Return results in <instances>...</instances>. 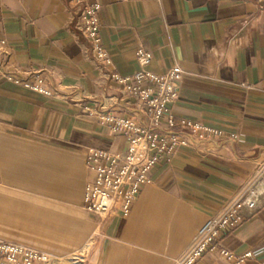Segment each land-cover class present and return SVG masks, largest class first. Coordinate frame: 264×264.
<instances>
[{"label": "crops", "instance_id": "obj_1", "mask_svg": "<svg viewBox=\"0 0 264 264\" xmlns=\"http://www.w3.org/2000/svg\"><path fill=\"white\" fill-rule=\"evenodd\" d=\"M100 21L110 65L93 57L71 0H0L7 69L57 89L50 97L0 78V240L63 259L99 234L95 264H175L264 162V5L104 0ZM140 48L152 71L185 72L176 120L212 132L198 130L206 142L158 164L128 215L104 217L86 207L98 175L88 151L125 154L130 140L90 112L139 116L112 75L138 73ZM172 133L192 134L180 124ZM220 244L264 264V204ZM196 264L237 263L208 251Z\"/></svg>", "mask_w": 264, "mask_h": 264}, {"label": "built area", "instance_id": "obj_2", "mask_svg": "<svg viewBox=\"0 0 264 264\" xmlns=\"http://www.w3.org/2000/svg\"><path fill=\"white\" fill-rule=\"evenodd\" d=\"M76 14V26L90 41L93 57L103 65L111 59L103 48L100 14L104 0H71ZM264 5V0H257ZM5 41L0 40V78L45 96H56L57 89L38 74L17 75L6 67ZM140 70L133 76L113 74L115 80L132 100L138 117H123L103 111L98 115L114 134H125L130 140L125 154H114L104 149H90L88 158L95 165L97 179L90 182L86 192V207L107 217L112 213L128 215L142 188L151 182L152 170L173 154L179 147H197L206 138L196 136L200 129L212 130L189 121H177L171 106L178 99L185 72L174 66L164 73L150 69L152 53L140 48L137 52ZM91 111V109H90ZM192 134L179 136L172 133L178 125ZM165 126V127H164ZM264 204V162L246 182L240 193L219 210L201 234L175 264H196L208 251H218L223 258L237 264H248L252 252L236 255L221 248L224 232L236 228L244 220L246 212L257 210ZM58 258L0 240V264H54Z\"/></svg>", "mask_w": 264, "mask_h": 264}, {"label": "rangeland", "instance_id": "obj_3", "mask_svg": "<svg viewBox=\"0 0 264 264\" xmlns=\"http://www.w3.org/2000/svg\"><path fill=\"white\" fill-rule=\"evenodd\" d=\"M100 244L101 237L98 234L83 251L68 258L55 260L54 264H95L98 259Z\"/></svg>", "mask_w": 264, "mask_h": 264}]
</instances>
